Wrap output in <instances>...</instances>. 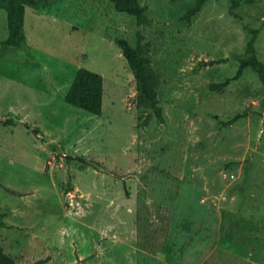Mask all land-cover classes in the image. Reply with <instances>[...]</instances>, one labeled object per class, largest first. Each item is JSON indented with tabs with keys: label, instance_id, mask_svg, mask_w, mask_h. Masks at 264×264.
<instances>
[{
	"label": "rangeland",
	"instance_id": "1",
	"mask_svg": "<svg viewBox=\"0 0 264 264\" xmlns=\"http://www.w3.org/2000/svg\"><path fill=\"white\" fill-rule=\"evenodd\" d=\"M196 2L140 0L141 26L110 0L27 6L28 43L0 49V211L15 226L0 246L15 264H264V84L247 68L213 87L236 75L252 29L264 63V0H206L188 23ZM138 32L162 119L140 117L115 42L135 47ZM81 67L104 77L102 115L65 101Z\"/></svg>",
	"mask_w": 264,
	"mask_h": 264
},
{
	"label": "trees",
	"instance_id": "2",
	"mask_svg": "<svg viewBox=\"0 0 264 264\" xmlns=\"http://www.w3.org/2000/svg\"><path fill=\"white\" fill-rule=\"evenodd\" d=\"M50 0H0V9L7 12L8 37L0 40V49L4 46L19 47L28 43L25 28L27 6L37 7L43 2ZM116 11L132 15L136 18L138 25L151 24L152 20L147 15V7L140 3V0H110ZM231 9H237L244 3H253L256 0H230ZM206 0H197L183 19L191 23L192 19L202 10ZM253 38L247 45L246 55L240 56L238 71L235 76L226 79L221 84L213 86L215 89H222L230 82L240 79L247 68H252L261 82L264 84V63L258 58L255 48V41L259 29H252ZM144 34L137 33V45L134 47L130 41L120 36L115 42L121 47L122 54L136 79L137 98L140 117L143 112L154 113L162 119L163 109L161 107L160 87L161 75L153 65L151 58V43L143 44ZM105 94V81L103 75L85 67H81L71 86L69 87L65 101L77 108L91 112L95 115H102ZM247 115V112L239 113L233 119L225 122V125L235 123L239 118ZM36 133H39L37 130ZM83 163L91 164L98 169V162L88 161L86 158H75ZM98 164V165H97ZM5 211H0V229H12L15 226L5 221ZM47 259H41L33 264H41ZM0 264H15V259L0 246Z\"/></svg>",
	"mask_w": 264,
	"mask_h": 264
},
{
	"label": "crops",
	"instance_id": "3",
	"mask_svg": "<svg viewBox=\"0 0 264 264\" xmlns=\"http://www.w3.org/2000/svg\"><path fill=\"white\" fill-rule=\"evenodd\" d=\"M6 219V218H5ZM8 221V220H7ZM9 224V222H7ZM48 259V258H47Z\"/></svg>",
	"mask_w": 264,
	"mask_h": 264
}]
</instances>
